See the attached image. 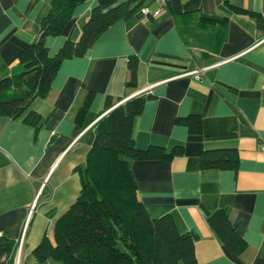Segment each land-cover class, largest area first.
I'll return each instance as SVG.
<instances>
[{
    "label": "crops",
    "instance_id": "1",
    "mask_svg": "<svg viewBox=\"0 0 264 264\" xmlns=\"http://www.w3.org/2000/svg\"><path fill=\"white\" fill-rule=\"evenodd\" d=\"M120 0L78 4L62 33L41 31L52 0H0V58L10 73L22 49L39 40L55 54L66 40L79 39L92 8ZM154 12L127 25L118 19L81 55L62 60L45 97H36L17 118L0 114V231L18 242L3 264L38 262L33 249L80 193L75 170L85 162L96 136V121L108 108L137 92L146 99L133 129L139 148L183 145L171 160L134 159L138 193L152 217L171 213L181 232H194L200 264H264V41L255 19L230 4L264 14V0H182L192 11L178 20L162 0ZM215 18L217 23L200 21ZM226 19V21H222ZM218 31L224 38L218 42ZM138 58L136 86H127L129 57ZM201 68L200 77L192 70ZM89 91L94 93L81 131L76 118ZM111 102V106L107 103ZM41 114L36 127L25 117ZM199 114L202 131L177 121ZM236 147L239 166L202 168L204 149ZM228 207L247 240L231 251L209 225L205 209Z\"/></svg>",
    "mask_w": 264,
    "mask_h": 264
},
{
    "label": "trees",
    "instance_id": "2",
    "mask_svg": "<svg viewBox=\"0 0 264 264\" xmlns=\"http://www.w3.org/2000/svg\"><path fill=\"white\" fill-rule=\"evenodd\" d=\"M86 0H52L48 14L43 18L41 31L51 35L62 33L70 21L74 8ZM148 0H120L102 8H92L77 40H66L54 55L39 40L21 50L10 73L0 58V114L17 118L29 109L33 99L45 97L62 60L81 55L95 42L99 34L120 18L127 25L136 19ZM240 13L253 17L264 34V14L230 4ZM176 20L190 14L182 8V0H162ZM146 16L154 15L150 9ZM200 21L217 23L215 18L202 17ZM226 21V19L222 20ZM224 32L218 31V42ZM138 58L129 57L130 77L127 86H136ZM94 93L89 91L81 105L76 130L81 131ZM152 94L139 92L127 96L96 121V136L86 160L75 170L80 175L81 189L76 200L61 214L55 224L54 239L45 233L33 254L42 262L53 258L62 264H200L195 250L197 234L181 232L171 213L152 217L139 197L138 184L132 170L134 159L162 158L171 160L183 154L185 147L166 148L152 144L139 148L133 129L147 98ZM111 102L107 106H111ZM25 121L39 129L44 122L41 114L29 110ZM177 121L186 124L193 133L202 131L199 114L180 116ZM236 147L204 149L200 155L202 168H233L239 166ZM207 221L218 238L235 254L248 246L247 240L232 222L228 207L205 209ZM18 242L6 233L0 234V264L12 256Z\"/></svg>",
    "mask_w": 264,
    "mask_h": 264
},
{
    "label": "built area",
    "instance_id": "3",
    "mask_svg": "<svg viewBox=\"0 0 264 264\" xmlns=\"http://www.w3.org/2000/svg\"><path fill=\"white\" fill-rule=\"evenodd\" d=\"M149 11H150V9H149L147 6H145V7L142 8V12H144V13H148ZM260 41H264V34H263V36L260 38ZM200 72H201V68H196V69H194V70L191 71V73H194L195 76L198 77V78L200 77ZM137 93H139V92H137ZM133 95H134V94H133ZM114 106H115V105H114ZM114 106L108 108L103 114H101V115L99 116V118H100L101 116H103L104 114H106L107 112H109ZM0 234H2L1 231H0ZM17 264H20V259H19V258H18Z\"/></svg>",
    "mask_w": 264,
    "mask_h": 264
},
{
    "label": "rangeland",
    "instance_id": "4",
    "mask_svg": "<svg viewBox=\"0 0 264 264\" xmlns=\"http://www.w3.org/2000/svg\"><path fill=\"white\" fill-rule=\"evenodd\" d=\"M154 0H148L149 5L152 4Z\"/></svg>",
    "mask_w": 264,
    "mask_h": 264
},
{
    "label": "water",
    "instance_id": "5",
    "mask_svg": "<svg viewBox=\"0 0 264 264\" xmlns=\"http://www.w3.org/2000/svg\"><path fill=\"white\" fill-rule=\"evenodd\" d=\"M117 105V104H116Z\"/></svg>",
    "mask_w": 264,
    "mask_h": 264
}]
</instances>
